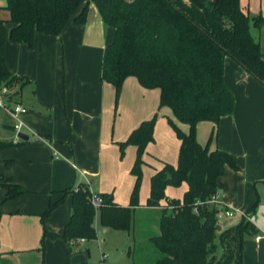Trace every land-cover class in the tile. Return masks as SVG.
<instances>
[{"label":"crops","instance_id":"crops-1","mask_svg":"<svg viewBox=\"0 0 264 264\" xmlns=\"http://www.w3.org/2000/svg\"><path fill=\"white\" fill-rule=\"evenodd\" d=\"M6 5L7 0H0V20L8 32L6 63L12 74L28 81L16 92L15 101L28 109L21 120L29 140L0 152V174L26 190L1 206L0 264H89L92 254L87 243L84 249L72 248L62 237L73 214L71 191L86 185L94 193L111 194L120 206H130L138 149L128 145L122 150L120 143L156 117L153 141L143 154L139 205L133 214L160 211L162 216L161 206L147 205L152 177L165 164L178 165L181 140L172 122L186 133L190 126L179 121L169 106H160V89L145 88L129 76L117 96L115 86L103 81V55L116 30L103 21L94 4L85 24H77L73 17L60 35L36 33L33 46L10 39L14 24ZM241 5L249 15L264 17V0H241ZM260 42L264 54V26ZM225 82L235 95V111L218 124L198 123L197 139L210 150L236 155L241 170L226 167L218 179L217 198L222 207L240 215L256 205L250 217L261 235L245 240L244 262L262 264L264 84L230 56L225 58ZM0 111L4 112L0 140L15 142L12 121ZM188 188L187 183L167 187L162 204L182 199ZM5 196L6 189L1 188V199ZM61 198L62 203L43 220L50 204ZM94 224L98 237L91 241L103 242L100 232L111 228L101 226L98 216ZM45 229L59 236H44Z\"/></svg>","mask_w":264,"mask_h":264},{"label":"trees","instance_id":"trees-1","mask_svg":"<svg viewBox=\"0 0 264 264\" xmlns=\"http://www.w3.org/2000/svg\"><path fill=\"white\" fill-rule=\"evenodd\" d=\"M91 4L116 30L114 41L103 55V81L115 86L117 96L129 76L136 77L145 88L160 89V106H169L179 121L190 126L186 133L172 122L181 140L178 165L165 164L151 181L147 205L163 209L161 233L153 238L162 254L156 264H245V240L261 235V230L247 217L219 230L218 206L210 204L226 167L236 171L241 167L236 155L202 145L196 130L202 121L218 124L235 111V95L225 82L227 56L264 84L260 42L263 15H249L241 0H7L10 22L14 24L9 37L33 46L36 33L60 35L73 17L77 24H85ZM7 34L0 20V88L17 84L20 89L28 81L12 74L7 66ZM155 122L156 117L144 121L120 143L122 150L128 145L138 149L132 170L137 180L130 206H120L111 194L103 193L99 194L103 202L96 209L88 186L71 191L73 214L62 234L70 247L74 248L72 239L91 241L98 237L94 224L97 216L101 226L130 231L134 207L139 205L143 154L153 141ZM23 142L0 140V152ZM183 183L189 187L184 197L170 200V205L162 204L167 187ZM1 188L6 189V196L0 197V217L4 202L26 193L3 174ZM62 201L51 203L43 220ZM255 210L256 205L248 213ZM47 235L59 236L45 229Z\"/></svg>","mask_w":264,"mask_h":264},{"label":"rangeland","instance_id":"rangeland-1","mask_svg":"<svg viewBox=\"0 0 264 264\" xmlns=\"http://www.w3.org/2000/svg\"><path fill=\"white\" fill-rule=\"evenodd\" d=\"M3 114L4 112L0 111V120ZM1 128L2 124H0V130ZM160 217V211L156 213L142 211L133 214L130 231L110 229L108 233L100 232L103 242H101L102 240L100 242H88L87 240V247L91 249L92 254V257L88 258L89 264H156V261L162 256L153 242V238L161 233ZM239 219V217H235L228 224H233ZM220 223L225 225L226 221ZM84 246L75 247L84 249ZM103 252H106L108 256L105 261L102 260ZM220 253L221 251L218 252L219 256ZM262 264H264V259Z\"/></svg>","mask_w":264,"mask_h":264},{"label":"built area","instance_id":"built-area-1","mask_svg":"<svg viewBox=\"0 0 264 264\" xmlns=\"http://www.w3.org/2000/svg\"><path fill=\"white\" fill-rule=\"evenodd\" d=\"M19 86L17 84L14 85H3L0 88V108L5 111V113L10 117L12 121V128L15 134V142L22 140L18 134L22 131L23 122L21 120V115L26 113L28 109L20 104L19 102L15 101L16 92L18 91ZM92 203L98 209L103 199L98 193L92 192ZM210 204H214L218 206V213L216 215L217 221L220 223L222 221H227L229 219H233L235 217H247L251 218L249 213H242L241 215L235 211L233 208L230 207H222L220 202L218 201L217 194L216 196L212 197L210 200ZM170 205V202L168 203ZM222 207V208H221ZM170 209L172 206L169 207ZM221 224V223H220ZM87 242L85 238L81 239H72L70 241L71 246H81ZM79 243V245L77 244ZM107 256L106 254H102V258L105 259Z\"/></svg>","mask_w":264,"mask_h":264},{"label":"water","instance_id":"water-1","mask_svg":"<svg viewBox=\"0 0 264 264\" xmlns=\"http://www.w3.org/2000/svg\"><path fill=\"white\" fill-rule=\"evenodd\" d=\"M15 95H18V93H16ZM18 136H19L22 140H24V141L29 140V136H28L26 133H24V132H20V133L18 134ZM218 229H219V230L221 229V226H220V225H218ZM88 252H89V255H90V251H88Z\"/></svg>","mask_w":264,"mask_h":264}]
</instances>
